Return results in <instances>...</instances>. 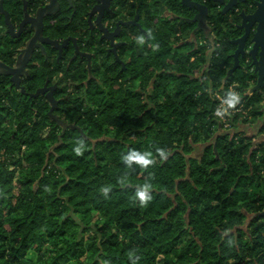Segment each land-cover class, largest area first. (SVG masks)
Wrapping results in <instances>:
<instances>
[{
    "label": "trees",
    "instance_id": "16d2710c",
    "mask_svg": "<svg viewBox=\"0 0 264 264\" xmlns=\"http://www.w3.org/2000/svg\"><path fill=\"white\" fill-rule=\"evenodd\" d=\"M124 2L144 30L124 36L131 46L120 58L129 61L95 37L83 47L85 34L64 11L46 35L76 37L93 63L102 55L107 64L70 62L72 50L58 63L50 50L57 70L31 65L28 93L69 65L52 113L46 97L0 89V264H264V87L252 93L251 68L230 75L229 20L212 18L221 45L211 54L181 43L180 0ZM22 5L13 1L14 24ZM30 37L14 39L8 59L0 34V60L14 66ZM140 38L147 47L137 53ZM233 86L247 116H232L227 129L214 94L227 97Z\"/></svg>",
    "mask_w": 264,
    "mask_h": 264
},
{
    "label": "flooded vegetation",
    "instance_id": "af4514ba",
    "mask_svg": "<svg viewBox=\"0 0 264 264\" xmlns=\"http://www.w3.org/2000/svg\"><path fill=\"white\" fill-rule=\"evenodd\" d=\"M13 1L14 0H0V9L1 6L3 5V8L6 12H8V15L10 16L11 22L12 21V6H13ZM23 1V5H22V21L25 18V14H26V10L27 12L30 14V16H37V13L39 12V10L46 6L47 4L50 3V0H46V2L44 4H39L38 1L32 2L29 0H22ZM161 3H168L171 0H158ZM59 2V6H60V10L59 11H54V13L50 16H48L45 19V26H44V32L43 35L46 38H50L53 41H58L60 43H64L66 40H70L69 43L67 44L66 47H64L63 52L61 53L60 50L50 44H44V50H42V48H36L33 56L35 54L36 51H40L42 56H44L46 59L49 58V51L54 50L56 51V60L57 62H61L62 59L65 56L66 52H69L70 50L74 51V57H76V51H77V47L80 51H82L81 46L78 43V38L70 36L64 40H56V39H52L50 36L46 35L45 33V29H46V24L48 21H55L57 20V17H60L61 14L64 11H68L70 12V23H72L74 25V27L77 28V30L83 34H85V39H86V43L82 44L83 47H91L92 45V40L93 38L95 39V41H97L100 44V48L105 49L107 51V53L109 55H112L114 59L117 60V62L119 63H125L127 61L123 60L124 56L122 59L120 58V52H122V48H125V46H131L130 44V40L129 39H124L125 34L129 32L130 29L132 28H137L140 31H144L141 24H140V15L136 14V15H132L131 14V7L130 6H126L124 0H114L111 3L110 6V12L106 11L102 17V23L105 27H107L111 32H114L117 28V25L120 22H124V23H130L127 26H121V33L119 35V37H117L115 39V44L118 45V47L116 49H113V44L110 40L108 39H102V37L104 36V33L101 31L99 25H98V17H99V12H96L94 15H91L92 11L94 10L95 6L98 4L97 0H72L73 5L71 6L69 1L66 0L67 3V7L64 8V6L62 5L61 0H58ZM181 4L183 5L184 9H183V13L182 15H179V20H178V26L177 28L179 29L180 25L185 27L186 31L182 33L183 37H182V44H187L189 46H195L196 48H200L202 46H208V48H211V51H214L216 47H219L221 45V43H219V39L218 37H216V32H215V23L212 21L213 17H223V18H227L229 20V26L225 24L226 28L230 30L231 33V38L228 40L232 46V48H234V55L236 53V51L239 48V45L236 43L238 40H240L241 38H243V36L245 34H247V37L245 39V45H244V50L245 53L240 57V66L243 68H251L250 72L251 75L253 77H256L257 80L255 81H259V71H257V62L261 60V58H263V66H264V43H263V47L258 49V53H257V58L255 59L254 54H252L254 47L256 45V41L255 40V35L257 33L258 30V24H254L253 23H248L251 24L249 31L246 29V27L243 26V18H242V14L245 13L247 16H252L254 15L257 10H258V5H259V0H247L245 3H241L239 4L236 8H234L231 11H227L226 13H224V8L225 5H222L220 3H216L210 0H190V4L192 5L191 7L185 6L183 4V0H180ZM229 0H226V3H228ZM130 3H134V0H130ZM162 6H158L157 9H162ZM205 8H206V12H205ZM169 13L173 12V8H172V4L169 6V11H166ZM128 13V14H127ZM194 14L193 17H190L189 15ZM125 17V18H124ZM6 15L4 12H0V34H5L8 37V59L9 57H11V52H12V45L14 42V39H19L22 36H24L25 34H29L31 37L28 39V41L26 42V44L24 45V47H22L19 50V54L17 55V61L15 63L14 66H10L8 63V66L10 67H14V68H21L22 66V62L24 59V55H22L23 51L26 50V47L28 45V42L31 40V38L34 36L35 30L31 29L30 26H27L25 31L21 34L20 37L18 38H14L13 35L10 33V27L9 25L6 24ZM111 20V21H110ZM137 20V21H136ZM22 21L18 24H14V26L16 27V31L19 30V26L22 23ZM132 22H136L135 24H131ZM192 24L193 26L190 28H188V24ZM81 25H85V29L81 26ZM84 29V30H82ZM84 31V32H82ZM193 33L194 37L189 38L188 40H185L184 37L189 33ZM80 33V34H81ZM129 35V34H128ZM184 39V41H183ZM201 39H206L207 41L205 42V44H202V46H200V41ZM139 39H137L138 42ZM77 44V46H76ZM119 44H123L122 46H119ZM136 45H134L133 48H135ZM81 53H87V52H81ZM263 53V55H261ZM31 58L29 64L26 67V70L20 74L21 77V87H18L16 84H14L12 82V76H8L9 81L11 82L8 83V81H4L2 79H0V89L5 90L8 87V92L10 90H12V87L15 85L16 88H18V90L22 93V89L25 90V95L29 96L31 95L30 93H28L23 85L24 80L27 79L28 75H29V68H30V64L33 61V57ZM127 58V57H126ZM79 59H86L88 62V66L91 63V67L93 65L92 62H90V60L87 58V56L82 57L81 55H78L76 57V59H70V62H74V61H78ZM100 61H102L104 63V65L107 64V62L109 61V59H106V56H102L99 57ZM258 59V60H257ZM194 60V59H192ZM1 61V60H0ZM10 61V60H9ZM4 63V62H3ZM63 64H65V60L63 61ZM234 65H235V58H234ZM48 85V88H52L54 85H58V84H53V85H49L46 83L45 86ZM44 86V87H45ZM43 87V88H44ZM42 88V89H43ZM59 88V87H58ZM27 92V93H26ZM49 93V92H48ZM43 95L44 97L47 98V94ZM55 94V93H54Z\"/></svg>",
    "mask_w": 264,
    "mask_h": 264
},
{
    "label": "water",
    "instance_id": "95a60500",
    "mask_svg": "<svg viewBox=\"0 0 264 264\" xmlns=\"http://www.w3.org/2000/svg\"><path fill=\"white\" fill-rule=\"evenodd\" d=\"M70 5H73L72 0H68ZM114 0H97L98 4L95 6L94 10L92 11L91 15H94L96 12H99L98 17V25L101 29V31L104 33V36L102 39H108L113 44V49H116L118 47L117 44H115V39L119 37L122 29L121 26H127L130 23H122L120 22L117 25V28L114 32H111L107 27H105L102 23V17L106 11L110 12V6L111 3ZM190 0H183V4L185 6L191 7L192 5L189 2ZM216 3H220L222 5H225L224 13L227 11H231L234 8H236L239 4L245 3L247 0H229L228 3H226V0H210ZM60 6L58 0H50V3L46 6L42 7L39 12L37 13V16H30V14L26 10L25 18L22 21V23L19 26V30L16 31V27L11 22L10 16L8 15V12H6L3 8V5L1 6L0 12H4L6 15V24L10 27V33L13 35L14 38H18L21 36V34L25 31L27 26H30L31 29L35 30L34 36L31 38V40L28 42V45L26 47V50L23 51L22 55L25 54L22 66L21 68H14L10 67L7 64L0 61V75L5 76H12V82L16 84L18 87H21V77L20 74H22L25 70L27 65L29 64L33 53L36 48H42L44 50V44H50L60 50V52H63L64 47L67 46L70 40H66L64 43H60L58 41H53L50 38H46L43 35L44 32V26H45V19L52 15L54 11H59ZM243 18V26L246 27V29L249 31L250 25L248 23L258 24V30L255 35L256 45L254 47V50L252 54H254L255 59L257 58L258 49L262 48L264 43V0H259L258 10L257 12L252 16H247L245 13L242 14ZM137 21V20H136ZM136 22H132L131 24H135ZM247 37V34L243 36L240 40H238L236 43L239 45L238 50L236 51L234 58H235V66L230 71V75H233V73L240 67V57L245 53L244 45H245V39ZM123 44H119V46H122ZM77 46V44H76ZM78 55H81L82 57L89 56L85 53H81L80 50L77 47L76 51V57ZM263 55V53L261 54ZM75 57V59H76ZM258 60V59H257ZM90 62L91 58H90ZM91 67V63L89 65ZM257 71H259V81L258 84L253 88L252 93L259 91L262 87H264V66H263V58H261L260 61L257 62ZM58 89V85H55L52 88H48V85L45 86L43 89L38 90L35 94L29 95L30 98H37L42 95L47 94V99L52 103V109L51 113L58 108V102L54 99V92ZM22 92L25 93V90L22 89Z\"/></svg>",
    "mask_w": 264,
    "mask_h": 264
},
{
    "label": "rangeland",
    "instance_id": "374dc122",
    "mask_svg": "<svg viewBox=\"0 0 264 264\" xmlns=\"http://www.w3.org/2000/svg\"><path fill=\"white\" fill-rule=\"evenodd\" d=\"M161 6V5H160ZM205 12H206V8H205ZM146 19V16L144 17V20ZM141 39V40H140ZM139 40H140V42H145L144 41V39H142V38H140ZM207 40L206 39H201V41H200V46H202V44H205V42H206ZM145 44V43H144ZM136 46H135V48H134V50L137 52V53H141V51L143 50V48H142V46L144 47V48H146L147 46L146 45H142L141 46V49H140V47H138V45H137V42H136V44H135ZM132 47H134V45H132ZM40 49V48H39ZM80 52H86V51H84V50H82V51H80ZM210 53L212 54L213 52L212 51H210ZM85 54H87V55H89V56H87V58L90 60V58H91V61H92V63H93V61H94V53H90L89 51H87V53H85ZM74 55V51H72V53H70V55H69V57H71L70 59H74L75 57V55ZM54 56H56L55 54H54ZM34 59L35 60H33L32 62H31V64L30 65H37V66H43V68H46L48 65H52L53 66V69L54 70H57V66H55L54 64H55V61H54V59L53 60H51V61H49V62H47L48 61V59H46L44 56H42V54H41V52L40 51H36L35 52V54H34ZM57 57V56H56ZM55 57V58H56ZM123 60H125V61H127L128 59L126 58V57H124V59ZM70 61V60H69ZM193 61V60H192ZM2 62V61H1ZM93 65L94 66H96V67H102V66H104V63L102 62V61H100V59H98L95 63H93ZM90 66H88V68H89ZM241 67V66H240ZM69 68V65L67 64L66 66H65V68L63 69L64 71L65 70H67ZM243 68H245V67H243ZM62 70V71H63ZM62 71L59 73V75H54V77H53V82H51L50 83V81H49V79H48V81H47V84H51V85H53V84H57L59 81H60V78L62 77ZM234 74V73H233ZM256 86V85H255ZM254 86V87H255ZM232 90H234L235 91V88H234V86H233V89ZM38 91V90H37ZM36 91V92H37ZM212 91V90H211ZM36 92H34V93H30V94H35ZM27 93V92H26ZM22 94L23 95H25L24 94V92H22ZM28 96V95H27ZM39 97H44L42 94H40V96ZM39 97H37V98H39ZM214 97L216 98V100H217V102H218V105H219V101L218 100H221L220 98H218V97H216L215 95H214ZM59 108V107H58ZM58 108H56L55 110L57 111L58 110ZM54 110V111H55ZM222 113L223 112H220V110L218 109V111H216L215 112V116H217V117H219V116H221L222 115ZM64 116V115H63ZM220 118V117H219ZM221 119V118H220ZM223 121H224V119H223ZM262 121H264V119H262ZM262 123V122H261ZM261 123L259 122L257 125H255V126H252V127H248L247 128V133H248V135L249 136H255V134H258L261 130H260V128H259V126L261 125ZM232 125V124H231ZM2 131L3 132H5V133H7L8 132V123H5V125L3 126V128H2ZM259 135V134H258ZM200 148V147H199ZM197 149V151H196V155H198L200 152H201V149ZM94 206V205H93ZM96 213H98V212H96ZM100 214V213H99ZM29 257H30V255H29Z\"/></svg>",
    "mask_w": 264,
    "mask_h": 264
},
{
    "label": "built area",
    "instance_id": "2783aa9c",
    "mask_svg": "<svg viewBox=\"0 0 264 264\" xmlns=\"http://www.w3.org/2000/svg\"><path fill=\"white\" fill-rule=\"evenodd\" d=\"M233 87L230 88V95L227 97L220 94V93H215L214 95L221 100L219 101V105L217 108L220 110V112H223L221 116H219L224 123L225 128L229 129L231 127L230 119L232 116H235L236 114H242L247 116V111L244 109L243 104H239L235 97L234 94H236V91L232 90ZM224 119V121H223Z\"/></svg>",
    "mask_w": 264,
    "mask_h": 264
},
{
    "label": "crops",
    "instance_id": "0c3cea01",
    "mask_svg": "<svg viewBox=\"0 0 264 264\" xmlns=\"http://www.w3.org/2000/svg\"><path fill=\"white\" fill-rule=\"evenodd\" d=\"M193 37H194V34L193 33H191V32H189L185 37H184V39L185 40H188L189 38H192L193 39ZM184 39H183V41H184ZM141 40V39H140ZM140 40H138V42H137V45H138V47H140V49H141V46L142 45H145L144 43L145 42H140ZM145 41V40H144ZM143 47V46H142ZM256 135V134H255Z\"/></svg>",
    "mask_w": 264,
    "mask_h": 264
}]
</instances>
